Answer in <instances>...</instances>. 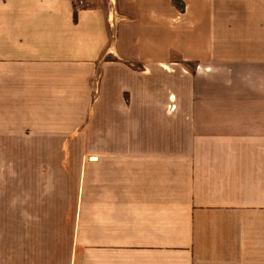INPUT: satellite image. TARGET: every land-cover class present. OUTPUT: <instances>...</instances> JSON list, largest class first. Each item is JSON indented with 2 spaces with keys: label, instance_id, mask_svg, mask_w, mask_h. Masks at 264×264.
<instances>
[{
  "label": "crops",
  "instance_id": "crops-1",
  "mask_svg": "<svg viewBox=\"0 0 264 264\" xmlns=\"http://www.w3.org/2000/svg\"><path fill=\"white\" fill-rule=\"evenodd\" d=\"M178 1L0 0V264H264V0Z\"/></svg>",
  "mask_w": 264,
  "mask_h": 264
},
{
  "label": "rangeland",
  "instance_id": "rangeland-1",
  "mask_svg": "<svg viewBox=\"0 0 264 264\" xmlns=\"http://www.w3.org/2000/svg\"><path fill=\"white\" fill-rule=\"evenodd\" d=\"M179 6H183V5H181V4H179ZM179 8H181V7H179ZM176 23H177V21H176ZM179 23H181V21H179ZM146 24V23H145ZM69 153L71 152V151H68ZM55 162L53 161V166H52V168H53V172H58V169H56V167L58 168V165H56V164H54ZM69 169H71V166L69 167Z\"/></svg>",
  "mask_w": 264,
  "mask_h": 264
},
{
  "label": "trees",
  "instance_id": "trees-1",
  "mask_svg": "<svg viewBox=\"0 0 264 264\" xmlns=\"http://www.w3.org/2000/svg\"><path fill=\"white\" fill-rule=\"evenodd\" d=\"M174 1V3L178 6V7H181V9L183 8L182 6H179V1L178 0H173Z\"/></svg>",
  "mask_w": 264,
  "mask_h": 264
},
{
  "label": "bare ground",
  "instance_id": "bare-ground-1",
  "mask_svg": "<svg viewBox=\"0 0 264 264\" xmlns=\"http://www.w3.org/2000/svg\"><path fill=\"white\" fill-rule=\"evenodd\" d=\"M175 107V105H173Z\"/></svg>",
  "mask_w": 264,
  "mask_h": 264
}]
</instances>
